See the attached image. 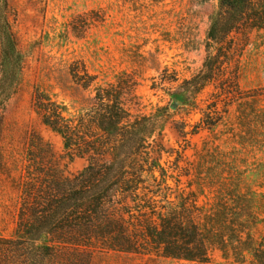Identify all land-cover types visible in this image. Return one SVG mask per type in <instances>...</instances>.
Segmentation results:
<instances>
[{
	"label": "rangeland",
	"instance_id": "1",
	"mask_svg": "<svg viewBox=\"0 0 264 264\" xmlns=\"http://www.w3.org/2000/svg\"><path fill=\"white\" fill-rule=\"evenodd\" d=\"M8 3L21 67L0 97V235L15 231L32 134L64 175L87 164L40 122L36 90L82 110L96 86L121 79L130 112L155 116L150 141L165 183L205 207L213 242L205 262L103 250L90 264H253L264 250V28L240 25L208 45L217 0ZM83 71L95 77L87 88L72 74ZM176 91L187 93L185 104L172 106Z\"/></svg>",
	"mask_w": 264,
	"mask_h": 264
},
{
	"label": "trees",
	"instance_id": "2",
	"mask_svg": "<svg viewBox=\"0 0 264 264\" xmlns=\"http://www.w3.org/2000/svg\"><path fill=\"white\" fill-rule=\"evenodd\" d=\"M217 4L208 45L240 25L264 28V0ZM11 10L8 0H0V97L21 67ZM214 59L208 49L206 64ZM72 74L84 88L95 82L85 71L84 77ZM123 85L118 79L96 86L82 110L36 90L33 109L40 122L60 137L70 158L86 157L87 164L64 175L50 145L30 136L15 231L0 235V264H90L92 254L103 250L207 261L210 216L191 191H172L165 183L156 141H150L155 116L132 114ZM172 100V106L185 104L187 93L176 91ZM257 252L253 264H264V250Z\"/></svg>",
	"mask_w": 264,
	"mask_h": 264
}]
</instances>
